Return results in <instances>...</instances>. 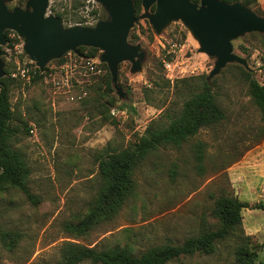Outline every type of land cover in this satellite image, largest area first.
<instances>
[{
  "label": "rangeland",
  "instance_id": "rangeland-1",
  "mask_svg": "<svg viewBox=\"0 0 264 264\" xmlns=\"http://www.w3.org/2000/svg\"><path fill=\"white\" fill-rule=\"evenodd\" d=\"M26 1L5 3L9 9L24 8ZM249 8L264 12V0ZM45 12L61 17L65 27L94 25L107 16L95 0H48ZM128 42L139 44L144 55L135 71L128 60L118 65L121 93L111 79L108 86L111 76L99 49L82 48L76 53L80 57L71 53L67 60L77 61L67 68L64 59L51 60L37 79H14L12 143L29 167L27 185L36 202L15 186L0 185V264H57L65 242L100 249L127 246L140 254L218 228L213 208L220 195L264 203L262 120L248 91L249 77L264 84V33L232 39V52L247 67L229 62L210 78L216 57L199 49L180 19L169 20L157 32L147 18H140ZM1 49L7 52L4 69L12 70L28 57L13 43ZM89 58L95 59L94 70L87 67ZM200 76L209 82L225 117L200 127L179 147L149 154L134 167V192L114 217L84 236L68 234L64 223L81 219L104 185L100 158L133 144L151 120L166 121V114H176L190 92L197 91ZM199 143L202 161L196 158ZM242 230L249 236L254 264H264V210L243 208ZM236 245L231 234L217 242L213 253L181 256L167 264H238Z\"/></svg>",
  "mask_w": 264,
  "mask_h": 264
},
{
  "label": "trees",
  "instance_id": "trees-1",
  "mask_svg": "<svg viewBox=\"0 0 264 264\" xmlns=\"http://www.w3.org/2000/svg\"><path fill=\"white\" fill-rule=\"evenodd\" d=\"M192 1L199 2V0ZM223 1L227 3L239 1L250 7L256 5L258 0ZM133 4L135 16H139L142 13V1L133 0ZM154 8L155 5L151 6L152 10ZM256 13L264 16V12L260 9H256ZM105 17L104 14L103 18ZM8 32L9 29L4 31L7 44L12 43H8ZM82 48H89L92 51L98 50L94 47L79 46L77 51ZM62 60L63 57L54 59L57 62ZM10 71L5 68L3 76L0 77V185L15 186L28 199L36 202L35 196L30 192L27 185L29 167L23 158V154L12 143L16 136V128L12 125L13 111L10 91L15 80L9 77ZM43 73L44 71L41 72L39 68H36L32 77L37 79ZM110 79L112 80L108 74V86ZM200 79L201 83L196 86L197 91L190 92L176 114L172 116L166 114V121L151 120L133 144L119 150H110L100 158L98 171L104 180V185L88 212L81 219L76 222L66 221L64 223V230L68 234L76 237L84 236L98 223L114 217L134 192L135 183L132 177L134 167L149 154L161 147H179L193 137L200 127L219 122L225 117L223 110L215 100L209 82L205 76H200ZM181 81L185 80L182 79ZM167 83L169 84V80ZM248 91L260 111L261 129L264 136V84H260L255 78L249 77ZM196 158L198 161L203 159L202 143L197 146ZM243 208L264 210V203H250L237 196L220 195L216 198L213 208L214 216L219 221V227L190 236L181 244L156 245L140 254H135L127 246L115 245L100 249L96 246L89 247L65 242L60 248L61 261L57 264H78L83 261H90L93 264H167L181 256L213 253L217 242L231 234L235 235L237 241L235 256L238 264H254L248 243L249 236L242 230Z\"/></svg>",
  "mask_w": 264,
  "mask_h": 264
},
{
  "label": "water",
  "instance_id": "water-1",
  "mask_svg": "<svg viewBox=\"0 0 264 264\" xmlns=\"http://www.w3.org/2000/svg\"><path fill=\"white\" fill-rule=\"evenodd\" d=\"M107 16L94 25L65 27L59 16L47 15L48 0H27L24 8L9 9L0 0V77L4 74L7 54L1 49L6 43L4 31L11 29L23 40V51L34 61L41 72L48 62L61 58L65 53H77V47L87 46L101 50L100 60L107 64L112 82L118 93V65L125 60L133 71L140 68L143 51L139 44L128 42L134 23L147 18L160 32L172 19H180L198 40L200 50L216 57L209 78L226 63L237 62L247 67L244 58L232 52V39L250 32L264 33V17L239 1L223 0H141L144 13L135 16L133 0H95ZM155 9L150 12L151 6Z\"/></svg>",
  "mask_w": 264,
  "mask_h": 264
},
{
  "label": "built area",
  "instance_id": "built-area-1",
  "mask_svg": "<svg viewBox=\"0 0 264 264\" xmlns=\"http://www.w3.org/2000/svg\"><path fill=\"white\" fill-rule=\"evenodd\" d=\"M19 38L20 40L22 38L19 37V35L17 34L16 31L9 29L8 32V39L9 41H11L13 43L14 48L16 49H20V51H23V42L17 43L15 42V39ZM8 41V42H9ZM24 52V51H23ZM71 53H74L73 51H69L67 53H65L62 57L64 59L63 62V66L62 67H69V65H74L76 63V58L75 57H71L70 61L67 60V56L71 55ZM75 55H77L78 57H80V55L74 53ZM70 62V64H69ZM95 59L93 58H89L87 60V67L91 70H94L95 68ZM38 68L36 63L32 60H30L28 57H26V60L22 61L21 63H18L17 66L15 68H13L10 73H9V77L15 80H22V81H29L31 79V76L34 74L35 69Z\"/></svg>",
  "mask_w": 264,
  "mask_h": 264
},
{
  "label": "crops",
  "instance_id": "crops-1",
  "mask_svg": "<svg viewBox=\"0 0 264 264\" xmlns=\"http://www.w3.org/2000/svg\"><path fill=\"white\" fill-rule=\"evenodd\" d=\"M247 183H248L247 180H246V182H245V181H242V182H241V186L244 188V187L247 185ZM238 198H239V197H238ZM241 200H243V199H241Z\"/></svg>",
  "mask_w": 264,
  "mask_h": 264
}]
</instances>
